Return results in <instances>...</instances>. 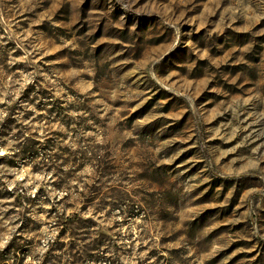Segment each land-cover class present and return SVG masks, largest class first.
<instances>
[{
    "label": "rangeland",
    "instance_id": "1",
    "mask_svg": "<svg viewBox=\"0 0 264 264\" xmlns=\"http://www.w3.org/2000/svg\"><path fill=\"white\" fill-rule=\"evenodd\" d=\"M0 264H264V0H0Z\"/></svg>",
    "mask_w": 264,
    "mask_h": 264
},
{
    "label": "trees",
    "instance_id": "2",
    "mask_svg": "<svg viewBox=\"0 0 264 264\" xmlns=\"http://www.w3.org/2000/svg\"><path fill=\"white\" fill-rule=\"evenodd\" d=\"M107 260L106 256H91V262L98 263Z\"/></svg>",
    "mask_w": 264,
    "mask_h": 264
}]
</instances>
